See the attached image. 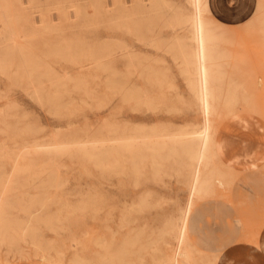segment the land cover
Segmentation results:
<instances>
[{"label":"rangeland","instance_id":"obj_1","mask_svg":"<svg viewBox=\"0 0 264 264\" xmlns=\"http://www.w3.org/2000/svg\"><path fill=\"white\" fill-rule=\"evenodd\" d=\"M12 1L0 0V264H157L190 201L196 264L217 260L224 246L201 242L217 240L216 204L233 205L235 177L218 159L225 172L192 197L189 146L232 115L229 85L240 111L264 115V100H248L264 66L263 0L242 26L205 12L225 78L209 119L179 51L198 50L194 0H124L126 23L111 20L112 0Z\"/></svg>","mask_w":264,"mask_h":264},{"label":"crops","instance_id":"obj_2","mask_svg":"<svg viewBox=\"0 0 264 264\" xmlns=\"http://www.w3.org/2000/svg\"><path fill=\"white\" fill-rule=\"evenodd\" d=\"M262 0H209L212 17L227 26H242L255 20ZM211 2V3H210ZM264 3V0H263ZM264 64V62H263ZM252 81L260 92L248 100H264V66ZM220 162L234 175L233 205L218 201L215 241L222 244L217 264H264V115L239 111L222 122L216 133ZM230 156V157H229ZM213 206H204V209ZM210 212H213L212 210ZM257 229L244 234L246 227ZM220 250V249H219Z\"/></svg>","mask_w":264,"mask_h":264},{"label":"bare ground","instance_id":"obj_3","mask_svg":"<svg viewBox=\"0 0 264 264\" xmlns=\"http://www.w3.org/2000/svg\"><path fill=\"white\" fill-rule=\"evenodd\" d=\"M30 1L32 2L34 0H29V2ZM8 2L9 1H7V3ZM12 2H14V0ZM194 2H195V9L197 11L196 19L194 22V25L197 30L196 32V38L198 41V50L196 51L197 55L196 53H194V49L191 44H185V43L181 44L179 51L180 53L183 54L184 60L187 62L188 66L189 65L197 66V69L199 72L198 81L200 85V99H201V103L204 108V111L207 115V118L209 119V115H213L212 112L216 110L215 100L223 92L225 78L221 75V72H220L221 58L218 55V48H217V40L219 37H218V34L216 33L213 23L210 20H208V18L205 16V12H211L209 0H194ZM112 3L114 4V7H112V10H111V13H112L111 20L114 23H117V22L124 23L126 18L129 17L128 9L124 3V0H112ZM139 4L141 6H144V4L142 3H139ZM152 5H154V9H157L158 3L155 0H152ZM8 10L9 9H7V11ZM184 20H185V24H187L189 21V18L185 17ZM7 26L10 27L9 24H7ZM8 48L11 50V47H8ZM111 49H112L111 54H114L115 52L118 51L119 48L117 46H113V48L111 47ZM110 74H111L110 76L112 77L111 84H112V87L114 88L117 86V71H115L114 64H112V69H111ZM191 83L194 87L197 85V82H195L193 79H191ZM239 99L240 97L238 95V89L233 88L232 86L229 85L226 89V100H227L228 109H229L230 114L235 115V116L239 115V111L241 110ZM209 122L210 121L208 120L204 131H202L201 141H200L199 146H197L198 143H196L195 140H193L194 142L190 143V146H189L190 150L188 149L189 155H190L189 159L190 160L192 159V161L196 162V167L193 171V176H191L192 177V183H191L192 184V187H191L192 197L196 193H200L201 191L205 193V191L210 187V183L212 179L218 175H222L225 172L223 168L215 167L216 161L219 159L221 143L217 140V137L214 136V134L216 133V132L213 133L215 128L212 130L213 126L212 127L210 126V124L212 125V122L211 123ZM189 141H192V140L190 139ZM186 144H183V145L181 144V145L184 146ZM147 146L151 148V146L145 145L147 150H148ZM155 147H152V149ZM184 147L188 148V145ZM184 147H182L181 150H183ZM157 149L155 148L156 153L159 150ZM176 149H178V147ZM148 151H151V150L149 149ZM171 151H173V149H171ZM150 154H154V153L150 152ZM171 155H172V152H171ZM183 156L184 158L186 157L185 154H183ZM187 157H189L188 153H187ZM192 207H193V202L190 201L183 216L180 217L179 222L172 223L170 225L171 226L170 230L174 233L173 237H175V239L177 240V247L175 248V251L171 256L162 257V259H159L157 264H196L197 261L195 260L194 253L196 251L201 252L200 250L201 248L199 249V247L195 245L196 243H194L189 238V235H188V221H189V215L191 213ZM3 227H4V224H3ZM160 239L161 238H159V240ZM163 241H165L166 243L168 240L166 241L165 239ZM80 249L82 248L80 247ZM82 262L84 264L85 261L82 260ZM209 262L210 264H217V260H209Z\"/></svg>","mask_w":264,"mask_h":264}]
</instances>
